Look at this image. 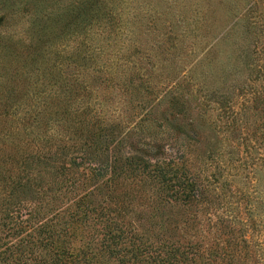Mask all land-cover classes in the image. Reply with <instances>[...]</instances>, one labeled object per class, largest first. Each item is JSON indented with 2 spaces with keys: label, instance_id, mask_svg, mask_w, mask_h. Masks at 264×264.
<instances>
[{
  "label": "trees",
  "instance_id": "obj_1",
  "mask_svg": "<svg viewBox=\"0 0 264 264\" xmlns=\"http://www.w3.org/2000/svg\"><path fill=\"white\" fill-rule=\"evenodd\" d=\"M36 16L0 32V264H264V0Z\"/></svg>",
  "mask_w": 264,
  "mask_h": 264
},
{
  "label": "rangeland",
  "instance_id": "obj_2",
  "mask_svg": "<svg viewBox=\"0 0 264 264\" xmlns=\"http://www.w3.org/2000/svg\"><path fill=\"white\" fill-rule=\"evenodd\" d=\"M241 3L239 4L240 6ZM38 9L39 0H0V32H3L6 38L12 36V41L15 42L17 38L21 37L22 32L24 33L28 31L29 28H34V24L37 22L36 14ZM218 17L219 20H222L221 13H218ZM217 22L219 24L217 25L216 30H219V28L221 29L222 24L221 21ZM245 192L248 198L257 197V200L260 198L259 192L257 195L252 193L249 189L245 190ZM237 202L238 201H235L234 204ZM245 235L247 237L251 236L254 240H260L261 228L257 227L254 229L248 226Z\"/></svg>",
  "mask_w": 264,
  "mask_h": 264
}]
</instances>
